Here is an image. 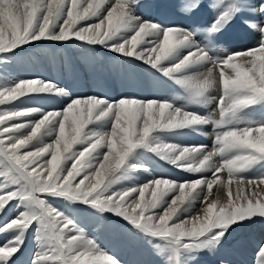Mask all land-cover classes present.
I'll list each match as a JSON object with an SVG mask.
<instances>
[{
	"label": "snow or ice",
	"instance_id": "1",
	"mask_svg": "<svg viewBox=\"0 0 264 264\" xmlns=\"http://www.w3.org/2000/svg\"><path fill=\"white\" fill-rule=\"evenodd\" d=\"M169 9L185 23L161 21ZM75 42L93 59L100 46L121 64L140 61L183 102L7 78L25 46ZM0 73V105L35 95L62 104L0 111V236L9 237L0 264H123L98 241L105 232L163 257L128 264H234L244 248L230 239L237 229L264 228V0H0ZM208 125L210 149L169 142ZM145 157L200 178L120 184L150 172ZM54 200L84 209L65 214ZM197 204L202 215L192 214ZM29 234L36 247L21 261ZM253 253L251 264H264V236Z\"/></svg>",
	"mask_w": 264,
	"mask_h": 264
},
{
	"label": "rangeland",
	"instance_id": "2",
	"mask_svg": "<svg viewBox=\"0 0 264 264\" xmlns=\"http://www.w3.org/2000/svg\"><path fill=\"white\" fill-rule=\"evenodd\" d=\"M174 13L175 14H170L169 10H166L165 12L160 14L158 18L161 21H163L165 24L175 23V24H181L182 25V22L179 21V19H177L179 16L176 14V12H174ZM47 43L48 42H45V44H47ZM78 44H79V42H75L74 44H72L71 46H69L67 48H60V47L53 48V47H45L44 45H41V46H38L37 48L33 49V48H29V47L25 46V51L21 52V53H18V56L16 57L15 61L13 63H11L10 68L8 69V72H7V78L10 79V80L11 79H20L21 77H22L21 79H23L24 76H25L26 79L27 78H42L44 80H49V81H53L55 83L61 84L62 86H63V84H65L64 86H66L67 83L69 82L68 83L69 85L67 87H69V88L71 87L70 89L71 90L73 89V91L77 95L87 96V95L100 94V95H103V96H107L110 99H118L121 96V94L124 92L123 89H125V88L122 89V86H124L125 82L129 81L131 78L135 82L130 81L131 83H133L132 85H131V83L129 84V82H126V86L127 85L128 86L131 85V87L129 89L126 88L125 92L122 95H124V94L125 95H133L132 91H133V89H135V91H134V95L135 96H139L141 98H148V99H153L155 97L157 99H163L159 95V94H164V88L161 87V81L163 83H168V84L172 83L171 81H167V79L165 77H163V76H161L162 79L160 81V79L156 78V76L159 73H155L153 70H150L147 67V65H143L140 62H138V64L135 63V62H132L130 65L129 64L127 65V64H121L120 61H112L113 65H110L106 61H104V62L88 61L87 60L88 58H91V59H93V58L89 57V56H86L85 53L77 46ZM38 53H42V54L38 55ZM76 55L79 56V57H77ZM94 55H95V59H93V60H98L99 59V60H102V61H103V57L108 56V55H104L103 53H101L98 50L97 46H95ZM82 61H85V62H82ZM77 62H79V63H77ZM92 62H93V64H92ZM83 63H84V65H83ZM85 63H86V65H85ZM116 64H118V65L116 66ZM141 65H143V66H141ZM115 66L119 70L124 68V67H126V69H128V70L125 69V71H129L130 74L129 73L125 74V76L122 79V75L121 74H120V76L118 75V70H117V68ZM120 66H122V67H120ZM131 66H133V67H131ZM91 67H93V69ZM86 68L88 69V71H86L87 70ZM60 69H61V71L62 70H66V71L61 72ZM113 70H114V73H113ZM69 73H70L71 76L69 75ZM63 74H64V76H63ZM18 75H20V76H18ZM130 75L132 77H130ZM4 76H5L4 73H0V79L4 78ZM95 76H96V78H95ZM133 76L134 77L136 76L135 78L137 80H134L135 78ZM95 80H96V82H95ZM124 80H126V81L124 82ZM71 81H72V83H71ZM78 82H80V83H78ZM122 82H124V83H122ZM70 83L72 85H70ZM86 84L88 86H86ZM121 84H123V85H121ZM152 84H156V85H154L153 88H151ZM147 85H151V86H147ZM158 85H159L160 88L158 87ZM126 86H124V87H126ZM86 87H88V88H86ZM132 87H133V89H132ZM176 87L178 88V86H176ZM104 89H105V91H104ZM85 90H86V92H85ZM153 90L156 91V92H153ZM159 90H160V92H159ZM179 90H180L179 88L177 90H174V91L165 90V93H166L165 95L167 96L166 99H174L173 95H177L178 97L177 98L175 97V99H177V100L179 99L181 101V103H182L183 102L182 93H181V90H180V92H179ZM118 91L119 92L121 91L122 93L120 92L118 94ZM128 91L132 92V93L130 94ZM168 92H172V93H168ZM174 92H177V93H174ZM48 98L49 97L46 96V95L45 96L44 95L43 96L42 95H35L31 99H29V101H27L28 103L26 102V103L21 104V103L17 102L18 104L17 103L16 104L18 106H20L19 107L20 109L23 108V107L24 108L33 107L34 105H35L34 107H39L40 108V104L43 103V101H44V104H46V106L49 108L52 105L53 102H56L55 101L56 99H52V98L48 99ZM25 99L28 100L27 98H25ZM32 100L35 103L32 102ZM179 100H178V103H180ZM29 102L32 103L31 104L32 106L29 105L30 104ZM39 102H41V103L39 104ZM11 105L13 106V104L0 105V111L8 109V108H11L10 107ZM14 106H15V104H14ZM195 109H196V111H198L200 113L202 112V114L204 113V115H207V112L209 114L210 112H212L214 110V105L212 107H210V108H207V109H205V108H195ZM199 109H201V111ZM254 118H255V116H254ZM211 128H212L211 125H208V126L204 127L203 130L199 133L202 136L198 135L196 133L195 134L191 133V134H187V135H184V136H177V137L174 138V140L177 139L178 143H183L182 145H190V144L192 145V143L194 145H196L195 144L196 142H199L198 145H200V144L208 145L209 144L208 146H209V148H211L212 142H213L212 139L214 138V135H215L214 129L213 128L211 129ZM192 140H194V141H192ZM200 140H201V142H200ZM179 141H181V142H179ZM49 142H51V140ZM144 161L146 162L148 167L151 168V170H155L154 171L155 175L159 176V177H161V175H162L163 177H169V178H173V179H178L177 176H176V173L177 172H182V171H180L178 169H175L173 166L168 165V164H166L163 161H160L158 158L156 159L154 157H145ZM160 166H162V167H160ZM192 178H194V175L190 174V179H192ZM178 180H183V179L179 178ZM51 202L54 204V206L59 208L61 211H65V214H68V211H67V209L64 206V202H66V201L63 202V200H54V201H51ZM66 203H68V202H66ZM66 203H65V205H67ZM73 205H75V204H73ZM75 206H77V205H75ZM77 207L79 208L80 211L82 209H84V205H81V206L79 205ZM89 210L90 209H88L87 211H89ZM12 212H13V210L10 209L9 210V215H11ZM94 231H95V229H93V232ZM247 231H249V230H247ZM241 233L242 232H240V229H239V230H237L236 233L233 234V237L236 235L241 241H247V238L251 237V235L248 236V237L247 236H242L243 234H241ZM8 238L9 237H7V236H0V244L5 242ZM30 241H31V243H30ZM35 247H36L35 240L32 242L30 234H29L28 237L25 240L24 251L20 255V260L21 261H26L28 259V257L31 256V254H32L31 253V254L28 255V252L31 251V250L33 251L35 249ZM108 250L111 251V249H108ZM128 251H131L129 253H134V251H132L130 249H128ZM114 255L116 256V254H114ZM134 258H148V257L147 256L146 257H141V256H134V255H132V256H123V261L127 262L126 264H128V261H130V260H132Z\"/></svg>",
	"mask_w": 264,
	"mask_h": 264
},
{
	"label": "bare ground",
	"instance_id": "3",
	"mask_svg": "<svg viewBox=\"0 0 264 264\" xmlns=\"http://www.w3.org/2000/svg\"><path fill=\"white\" fill-rule=\"evenodd\" d=\"M112 2L113 3H115V0H112ZM178 21V20H177ZM180 21V20H179ZM178 21V22H179ZM181 23V22H180ZM75 47V46H74ZM97 48H98V50L101 52V53H103L104 55H108V56H105V57H103V61L102 60H93V59H91V58H88L87 60L88 61H97V62H104V61H106V62H108L110 65H113V62L112 61H121V57H119L117 54H113V53H108L106 50H104V49H102L100 46H97ZM34 49V48H33ZM77 50V49H76ZM35 52V51H34ZM77 56V55H76ZM77 57H79V56H77ZM82 62H85V61H82ZM96 62V63H97ZM135 63H137L138 64V62H140V61H134ZM77 63H79V62H77ZM81 63V62H80ZM115 63V62H114ZM141 63V62H140ZM82 64V63H81ZM92 64H93V62H92ZM95 64V63H94ZM99 64V63H98ZM142 64V63H141ZM83 65H84V63H83ZM85 65H86V63H85ZM118 64H116V66H117ZM121 65V64H120ZM128 65V64H127ZM130 65V64H129ZM65 66V65H64ZM115 66V67H116ZM141 66H143V65H141ZM12 67V66H11ZM95 67V66H94ZM120 67H122V66H120ZM131 67H133V66H131ZM148 67V66H147ZM69 68V67H68ZM88 68V67H87ZM86 68V69H87ZM92 69H93V67H91ZM96 68V67H95ZM117 68V67H116ZM149 68V67H148ZM125 69H126V67H124V68H122V69H118L117 68V70H118V75L120 76V74H122V76H124V74H130V72L129 71H125ZM138 69V68H137ZM97 70V69H96ZM126 70H128V69H126ZM135 70V69H134ZM139 70V69H138ZM141 70V69H140ZM59 71V70H58ZM60 71H61V69H60ZM63 71H66V70H62L61 72H63ZM68 71V70H67ZM79 71V70H78ZM86 71H88V69L86 70ZM94 71V70H93ZM154 71V70H153ZM97 72V71H96ZM20 73V72H19ZM60 73V72H59ZM58 73V74H59ZM92 73V72H91ZM113 73H114V70H113ZM137 73V72H136ZM154 73V72H153ZM11 74V73H10ZM65 74V73H64ZM64 74H63V76H64ZM86 74V73H85ZM89 74V73H88ZM100 74V73H99ZM105 74V73H104ZM117 74V73H116ZM61 75V74H60ZM68 75V74H67ZM69 75H70V73H69ZM87 75V74H86ZM94 75V74H93ZM96 75V74H95ZM138 75V74H137ZM147 75V74H146ZM153 75V74H152ZM159 75V74H158ZM18 76H20V75H18ZM59 76V75H58ZM71 76V75H70ZM97 76V75H96ZM96 76H95V78H96ZM139 76V75H138ZM162 76V75H161ZM3 77V76H2ZM27 77V76H26ZM32 77V76H31ZM61 77V76H60ZM113 77V76H112ZM117 77V76H116ZM130 77H132L131 75H130ZM134 77V76H133ZM136 77V76H135ZM134 77V78H135ZM16 78V77H15ZM22 78V77H21ZM20 78V79H21ZM24 78H25V76H24ZM23 78V79H24ZM91 78V77H90ZM121 78V77H120ZM133 78V79H134ZM139 78V77H138ZM155 78V77H154ZM157 78V77H156ZM26 79V78H25ZM27 79H29V78H27ZM70 79V78H69ZM123 79V78H122ZM130 79V78H129ZM128 79V80H129ZM164 79V78H163ZM55 80V79H54ZM134 80H137L136 78L134 79ZM139 80V79H138ZM60 81V80H59ZM80 81V80H79ZM103 81V80H102ZM112 81V80H111ZM126 80H124V82H125ZM130 81H133L132 80V78L129 80V81H127V82H129V84L131 83ZM168 81V80H167ZM58 82V81H57ZM95 82H96V80H95ZM124 82H122V83H124ZM133 82H135V81H133ZM144 82V81H143ZM155 82V81H154ZM63 83V82H62ZM67 83V82H66ZM69 83V82H68ZM67 83V85H66V87L69 85ZM71 83H72V81H71ZM70 83V85H72ZM78 83H80V82H78ZM87 83V82H86ZM105 83V82H104ZM170 83V82H169ZM76 84V83H75ZM88 84V83H87ZM86 84V86H88ZM133 83H131V85H132ZM172 84V83H171ZM61 85V84H60ZM65 84H63V86H64ZM121 85H123V84H121ZM137 85V84H136ZM154 85H156V84H152V87L151 88H153V86ZM161 85H164V84H161ZM62 86V85H61ZM124 86H126V85H124ZM124 86H122V89L123 88H125ZM134 86V85H133ZM147 86H151V85H147ZM165 86V88L167 89V91H168V86L167 85H164ZM74 87V86H73ZM78 87V86H77ZM156 87V86H155ZM158 87H159V85H158ZM157 87V88H158ZM71 88V87H70ZM86 88H88V87H86ZM104 88V87H103ZM129 88H130V85H129ZM128 88V89H129ZM160 88V87H159ZM118 89V88H117ZM126 89V88H125ZM125 89H123L124 90V92H125ZM132 89H133V87H132ZM131 89V90H132ZM73 90V89H72ZM130 90V91H131ZM156 90V89H155ZM162 90V89H161ZM98 91V90H97ZM104 91H105V89H104ZM110 91V90H109ZM117 91V90H116ZM134 91H135V89H133V95H134ZM139 91V90H138ZM85 92H86V90H85ZM111 92V91H110ZM121 92V91H120ZM119 91H118V94L120 93ZM123 92V93H124ZM129 92V91H128ZM132 92H129L130 94L132 93ZM153 92H156V91H154L153 90ZM159 92H160V90H159ZM179 92H180V90H179ZM178 92V93H179ZM98 93V92H97ZM100 93V92H99ZM122 93V92H121ZM122 93V94H123ZM168 93H172V92H168ZM174 93H177V92H174ZM117 94V93H116ZM122 94H121V96H122ZM127 94V93H126ZM100 95V94H99ZM125 95V94H124ZM138 95V94H137ZM43 96V95H42ZM45 96V95H44ZM152 96V95H151ZM174 97V99H175V96L176 95H173ZM118 97V96H117ZM116 97V98H117ZM147 97V96H146ZM178 97V96H177ZM176 97V98H177ZM50 98V97H49ZM48 98V99H49ZM153 98V97H152ZM156 98V97H155ZM37 99V98H36ZM163 99H165V96H163ZM52 100V99H51ZM177 100V99H176ZM179 100V99H178ZM178 100H177V102H178ZM27 101H29V99L27 100ZM42 101V100H41ZM53 101V100H52ZM56 102H53L52 103V105L48 108L47 106H46V104H44V101H43V103H41V102H39V104H40V108H42L44 111H51V110H58V109H60L61 107H62V104L58 101V99H56L55 100ZM31 102V101H30ZM29 102V103H30ZM32 102H34L33 100H32ZM17 102H15L14 104H15V106H14V104H13V106L11 105L10 107L12 108V107H15V108H19L20 106H18L17 104H16ZM28 103V102H27ZM35 103V102H34ZM181 103V102H180ZM32 103H30L29 105H31ZM18 107H17V106ZM32 106V105H31ZM35 106V105H34ZM33 106V107H34ZM24 108V107H23ZM22 109V108H21ZM196 110V109H195ZM200 111H201V109H199ZM203 111V110H202ZM201 114H202V112H201ZM204 114V113H203ZM206 114V113H205ZM207 114H208V112H207ZM40 117L38 116V115H36V116H34L33 117V119H39ZM212 129V128H211ZM212 132V131H211ZM210 133V132H209ZM214 133V132H213ZM193 134V133H192ZM195 134V133H194ZM212 134V133H211ZM198 135H201V134H198ZM202 136V135H201ZM212 136V135H211ZM215 136V135H214ZM213 137V136H212ZM206 138V137H205ZM51 140V142H52V138H48V137H46L45 138V143H48L49 141ZM202 140V139H201ZM201 140H200V142H201ZM210 140V139H209ZM212 140H214V138L212 139ZM192 141H194V140H192ZM51 142H49V143H51ZM169 142H174V143H178L177 142V139H173V140H170ZM179 142H181V141H179ZM186 143V142H185ZM179 144H183V143H179ZM196 145H198L199 144V142H196L195 143ZM191 145V144H190ZM192 145H194L193 143H192ZM201 145V144H200ZM203 145H205V144H203ZM209 145V144H208ZM207 145V146H208ZM211 146V145H210ZM209 147V146H208ZM210 149V148H209ZM145 159V158H144ZM157 159V158H156ZM145 162V161H144ZM146 163V162H145ZM160 167H162V166H160ZM149 169H150V172L149 173H138V174H136L135 175V177H133V176H131V175H124L123 177H122V179H121V181H120V184H124V185H128V184H130V183H132V182H135V184L138 186V185H140V184H142V183H145V182H147L148 180H150V179H152L154 176L155 177H159V176H156L155 175V172H154V170H151V168L149 167ZM182 173H184V172H182ZM162 174V173H161ZM164 174V173H163ZM184 174H188V173H184ZM194 175V178H192V179H196V178H200L199 177V175L198 174H193ZM224 176H225V178H226V173L225 174H223ZM162 176V175H161ZM79 179V178H78ZM120 184H118V185H116L117 187H119L120 186ZM214 190H215V186H214ZM64 202V201H63ZM65 203L66 202H64V206H65V208L67 209V211H68V214H70V215H80V213H81V211L79 210V208L77 207V206H79V205H77V206H75V205H73V204H71V205H69L68 203H66L67 205H65ZM81 206V205H80ZM201 207H202V205H200V204H197V206H196V208H195V210L193 211V215H195V214H197V213H200V209H201ZM91 210V209H90ZM89 210V211H90ZM201 215H202V213H200ZM182 219H183V217H182ZM90 233H92V234H96V231H94L93 232V229L92 228H88L87 229ZM237 230H239V229H237ZM240 232H242L241 234H243L242 236H250V233L252 232L254 235H257V236H259V237H261V236H264V228H262V227H260V226H255V227H253L252 229H249V231H247L246 229H244V228H240ZM28 237V236H27ZM30 237H31V240H32V242L34 241V235L33 234H30ZM97 238H98V241L101 243V245L103 246V247H105L106 249H111V251H110V253L111 254H116V258H118V259H120L122 262H123V264H126L127 262H125V261H123V256H132V255H134V256H141V257H148V258H143V259H146V260H151V261H161V260H163V257H156L155 255H150L149 254V252L147 251V249H144V248H140L139 250H138V254H136V253H129V252H131V251H128V247H126L124 244H122L117 238H115V237H113L111 234H109V233H107V232H105V233H100V234H98L97 235ZM231 239V238H230ZM233 240V239H232ZM234 240H236V239H234ZM237 240H239V241H241L239 238L237 239ZM29 242V241H28ZM30 243H31V241H30ZM241 243L242 244H244V248H243V250H241V251H238V252H235V253H233V255L230 257V259L234 262V264H244V262L245 261H248V264H251V260H252V255L254 254L253 253V251H254V246L251 244V243H249L248 242V240L247 241H241ZM34 244V243H33ZM133 251V250H132ZM33 251L31 250V251H29L28 252V255L29 254H31ZM132 258V257H131Z\"/></svg>",
	"mask_w": 264,
	"mask_h": 264
}]
</instances>
